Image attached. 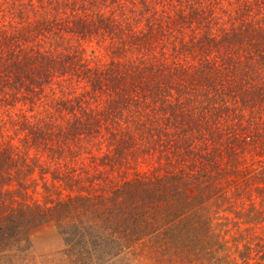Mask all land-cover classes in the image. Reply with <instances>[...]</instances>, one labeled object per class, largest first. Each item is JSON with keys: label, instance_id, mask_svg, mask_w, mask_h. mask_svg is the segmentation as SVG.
Instances as JSON below:
<instances>
[{"label": "trees", "instance_id": "1", "mask_svg": "<svg viewBox=\"0 0 264 264\" xmlns=\"http://www.w3.org/2000/svg\"><path fill=\"white\" fill-rule=\"evenodd\" d=\"M48 225L66 264H264V0H0V261Z\"/></svg>", "mask_w": 264, "mask_h": 264}, {"label": "rangeland", "instance_id": "2", "mask_svg": "<svg viewBox=\"0 0 264 264\" xmlns=\"http://www.w3.org/2000/svg\"><path fill=\"white\" fill-rule=\"evenodd\" d=\"M236 236L231 233V237ZM237 237V236H236ZM65 249L62 237L53 225H48L36 230L31 237V249L16 264H66L61 257V252ZM0 264H9L6 260ZM13 264V263H12ZM115 264H155L148 261L139 263L116 262ZM158 264V263H156Z\"/></svg>", "mask_w": 264, "mask_h": 264}]
</instances>
